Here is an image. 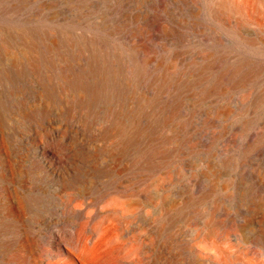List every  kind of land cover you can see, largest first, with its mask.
Returning <instances> with one entry per match:
<instances>
[{"label": "rangeland", "instance_id": "obj_1", "mask_svg": "<svg viewBox=\"0 0 264 264\" xmlns=\"http://www.w3.org/2000/svg\"><path fill=\"white\" fill-rule=\"evenodd\" d=\"M50 1L43 15L63 23L73 0H36ZM238 20L236 14L227 23L221 19V37L234 41L221 38V54L248 51L264 60V29L257 20ZM10 47L0 65L10 68L16 53L29 72L27 44L14 41ZM30 72L11 77L20 87L0 82V173L11 169L20 195L35 183L45 196L36 213L26 215L38 221L28 264H78L72 255L81 251L94 253L91 264H264V194L250 193L251 180L239 175L248 132L264 128V71L249 102L227 103L228 112L213 126L220 137L211 142L206 135L202 146L181 152V162L173 157L157 167L139 159L146 140L123 151L119 137L105 131L103 117L86 128L90 121L69 115V103L59 95L49 100L44 81ZM23 111L36 114L26 117ZM62 132L80 141L79 158L87 157L77 161L86 180L68 187L67 170L75 163L49 139ZM253 164L264 175V163Z\"/></svg>", "mask_w": 264, "mask_h": 264}, {"label": "bare ground", "instance_id": "obj_2", "mask_svg": "<svg viewBox=\"0 0 264 264\" xmlns=\"http://www.w3.org/2000/svg\"><path fill=\"white\" fill-rule=\"evenodd\" d=\"M73 2L64 8L60 23L54 15L44 16L51 1L0 0V56L14 41L27 44L25 62L31 75L44 81V95L62 97L69 115L90 121L86 128L103 117L105 131L119 137L123 151L146 140L138 148L139 159L150 167L173 157L181 162V152L202 146L206 135L211 142L220 137L213 126L228 112L227 103L245 104L252 98L264 60L248 51L235 57L221 54V38L234 42L221 37V19L227 23L236 14L239 25L257 20L264 29V0ZM15 55L10 68L0 65V82L20 87V80L11 77L25 78L29 72L21 66V55ZM22 113L33 118L36 111ZM247 136L239 175L251 180L250 193L264 194V175L253 168L255 162L264 163V128L257 126ZM68 138L64 132L49 138L75 163L67 170L66 187L87 176L77 163L87 159L79 158L83 147ZM13 182L11 169L5 176L0 173V264H28L38 221L26 215L36 213L45 196L35 183L20 195ZM93 254L72 256L78 264H91Z\"/></svg>", "mask_w": 264, "mask_h": 264}]
</instances>
